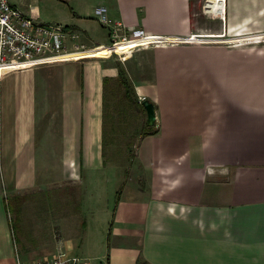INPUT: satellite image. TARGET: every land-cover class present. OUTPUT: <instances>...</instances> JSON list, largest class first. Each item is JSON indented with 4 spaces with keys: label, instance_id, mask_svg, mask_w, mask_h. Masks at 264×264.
<instances>
[{
    "label": "crops",
    "instance_id": "obj_1",
    "mask_svg": "<svg viewBox=\"0 0 264 264\" xmlns=\"http://www.w3.org/2000/svg\"><path fill=\"white\" fill-rule=\"evenodd\" d=\"M74 1V11L63 19L42 13L32 0H11L39 21L79 29L92 45L104 43L94 36L110 40L95 16L100 4L129 27L167 41L120 60L139 99H151L157 110V133L139 143L138 172L123 177L127 182L114 207L91 206L94 214L81 237L84 255L64 239H75V233L63 235V244H52L47 254L64 248L90 264L93 257L108 264H264V49L256 41L243 42L264 35V0L224 1L211 10L222 12L217 29L195 28L197 0ZM47 64L0 77V159L12 165L6 179L20 190L34 185L37 146L50 137L49 128L38 130L36 103L54 93H45L55 83L53 69L60 76L54 95L62 100L64 180L78 182L87 172L93 181L96 171L111 165L103 153L105 79L114 85L119 67L95 58ZM98 181L102 196L106 182ZM111 184L119 193V178ZM9 229L0 182V255L7 248L0 264L21 261ZM98 241L101 253H93L91 243ZM34 254L21 258L43 255Z\"/></svg>",
    "mask_w": 264,
    "mask_h": 264
},
{
    "label": "rangeland",
    "instance_id": "obj_2",
    "mask_svg": "<svg viewBox=\"0 0 264 264\" xmlns=\"http://www.w3.org/2000/svg\"><path fill=\"white\" fill-rule=\"evenodd\" d=\"M32 2L38 4L42 13L53 14L63 19H67V14H72L75 5L74 0H32ZM206 2L207 0H197L193 4L195 28L217 29L223 21L216 16L205 13ZM40 21L57 23L55 21ZM92 22L94 26L100 27L98 22ZM255 37L245 39L243 42L256 41L260 48L264 49V35ZM93 38L97 42L109 43V40L105 38L98 40L96 36ZM195 39L203 41L200 36H196ZM207 40L208 38L204 39V41ZM136 52L137 50L133 55L137 54ZM94 58L102 60V62L108 60L112 64H117L120 61L118 56L109 59L97 56L81 60L58 61L47 65L56 66L70 61H83ZM50 76H54L53 80H55V83H52L49 91L45 92L49 93V95L50 92H58L60 77L57 69H53L50 72ZM114 86H118V81L114 82ZM111 87L112 84H109L110 89ZM122 90L119 93L107 91L106 109L109 133H107L108 146L105 151L108 159L107 164L111 165L107 166L108 169L96 171L93 174L96 175L93 181L87 172L82 173L83 178L78 182H73L69 179L64 180V163L59 161L63 158V147L58 141V130L60 128L59 111L62 100H59L54 93L49 97H39L36 103L38 130L42 132L49 128L50 137L48 141L44 140L41 146H37V162L34 164L37 176L35 177L34 185L25 190L17 189L11 185L13 181L6 179V175L12 165L0 159L1 193L9 217V224L11 225V230H9L11 235L13 234L15 253L21 261L29 262L51 256L52 254H47V250L53 248L52 244L57 243V245L61 246L63 243L61 244L60 241L63 235H71L72 233L76 234L75 239L69 236H64V239L66 241L72 240L75 243H73L74 245L77 243L81 249H78L76 253L84 255L86 252L82 249L84 248V243H81V237L87 229L86 222L88 218L94 214L91 206L101 209L110 203V207H114L121 195L122 189L120 188H124L125 182H127L126 179L123 180V177H131L135 172H138L134 169V162L136 161L143 127L147 124V115L143 108L123 98L124 93ZM120 93L122 94L120 95ZM3 148L0 146V154ZM111 166L115 167V169H109ZM118 178L119 193L113 190V184H111L113 179ZM98 180H102V183L106 182V184L104 183L102 196L100 194L97 195L101 193L102 189L99 186L100 184L96 183ZM96 199H98L97 202L95 201ZM78 232L81 233L80 239L77 237ZM4 245L6 246V244ZM101 245L103 248V243L99 241L94 244L91 243L93 253H101ZM5 246L2 247L0 259H4V255H7ZM87 247H89L88 243ZM25 252L33 254L34 252H42L43 255L31 258V260L22 259L21 254L24 255ZM91 259L93 264H108V260L102 263L97 258L93 257Z\"/></svg>",
    "mask_w": 264,
    "mask_h": 264
},
{
    "label": "built area",
    "instance_id": "obj_3",
    "mask_svg": "<svg viewBox=\"0 0 264 264\" xmlns=\"http://www.w3.org/2000/svg\"><path fill=\"white\" fill-rule=\"evenodd\" d=\"M206 4L205 13L212 16L222 13L215 15L206 9ZM95 16L109 29L108 44H89L84 32L79 29L62 23L41 22L14 5L11 0H0V77L12 71L26 70L41 64L89 58V54L96 49L105 47H109L110 52L98 57L118 56L120 60L125 61L136 50L158 46L167 41L164 40L165 37L148 33L145 28H131L123 20L111 17L109 7L105 4L96 6ZM195 37L196 35H193L191 38ZM121 47L125 48L118 50ZM18 264L90 263L81 256L61 248L52 256L29 262L19 260Z\"/></svg>",
    "mask_w": 264,
    "mask_h": 264
},
{
    "label": "trees",
    "instance_id": "obj_4",
    "mask_svg": "<svg viewBox=\"0 0 264 264\" xmlns=\"http://www.w3.org/2000/svg\"><path fill=\"white\" fill-rule=\"evenodd\" d=\"M117 66L119 67V78H118V86H114L112 85L111 89L109 88V84L111 83V79L109 77H106L105 79V85H106V89L107 91H113V93L115 92H122L123 94V98H126L127 100H129L130 102L140 106L141 108H144V105L142 103V101L139 99L137 92H136V88L134 83L132 82L126 67L124 65L123 62L118 61L117 62ZM116 83V82H115ZM122 93H120L121 95ZM106 98H107V94L105 96V120H106V125H105V130H104V141H103V153L104 156L106 158V151L105 148L108 146V134L109 133V128H108V123H107V109H106ZM157 133V127L156 126H149L148 124H146L143 127V131L141 134L140 139L142 140L144 137L151 135V134H155ZM108 161V159H105V162Z\"/></svg>",
    "mask_w": 264,
    "mask_h": 264
},
{
    "label": "water",
    "instance_id": "obj_5",
    "mask_svg": "<svg viewBox=\"0 0 264 264\" xmlns=\"http://www.w3.org/2000/svg\"><path fill=\"white\" fill-rule=\"evenodd\" d=\"M142 103L148 115L147 124L149 126H155L157 124V110L155 103L148 98L144 99Z\"/></svg>",
    "mask_w": 264,
    "mask_h": 264
},
{
    "label": "bare ground",
    "instance_id": "obj_6",
    "mask_svg": "<svg viewBox=\"0 0 264 264\" xmlns=\"http://www.w3.org/2000/svg\"><path fill=\"white\" fill-rule=\"evenodd\" d=\"M224 1L225 0H209L206 4V9L207 10H212V9H215L217 7H223L224 5ZM123 48L125 47H121V48H118V50H122ZM110 52V48L109 47H105V48H99V49H96L94 52H92L93 54L94 53H97V54H101V53H109Z\"/></svg>",
    "mask_w": 264,
    "mask_h": 264
}]
</instances>
